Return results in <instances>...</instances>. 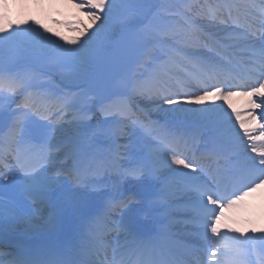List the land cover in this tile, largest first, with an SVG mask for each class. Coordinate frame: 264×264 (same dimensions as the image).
I'll return each mask as SVG.
<instances>
[{"label":"snow or ice","instance_id":"snow-or-ice-1","mask_svg":"<svg viewBox=\"0 0 264 264\" xmlns=\"http://www.w3.org/2000/svg\"><path fill=\"white\" fill-rule=\"evenodd\" d=\"M73 2L77 8L88 11L93 24L112 21L125 9L130 15L115 26L102 23L86 39L78 37L68 42L72 47L61 44L62 38L53 39L58 34H52L51 29L39 26L38 22H33L37 27H24L9 21L0 26V53L6 54L17 36L26 35L33 50L48 45L58 48L61 58L57 66L69 69L71 80L84 82L92 78L88 70L93 65H111L139 53L135 72L121 84L123 91L116 93L115 98L113 95L97 98L95 107L105 117V123L110 118L111 124L92 132L89 139L119 138L129 130L132 134L153 137L156 126L145 122L131 103L133 98L150 99L159 105L166 118L159 125L163 135L154 138L163 150L167 170L176 176H165L164 167L154 161L137 160L122 165L124 153L108 158L98 150L93 153L96 145L94 142L85 145L82 129L91 117H80L70 133L61 123L74 106L76 93L57 95L38 78L0 70V249L5 246V221L13 217L24 219L25 205L30 209L66 203L64 181L71 180L72 188L78 192L90 187L84 178L86 173H106L110 169L123 181L166 185L175 180L182 198H186L188 220L203 248L205 264L209 258L211 264H264V235L242 238L221 231L225 209L234 208L249 193L264 187V123H259L255 115L264 108V0H182L178 9L162 8L168 19L158 24H145L153 16V9L144 0ZM0 3L7 6V0ZM198 19L224 26L230 34L231 47L240 51L230 52L206 36ZM88 31L85 26L81 35ZM113 49L118 51L116 56ZM205 49H211V54ZM234 80L243 83H229ZM191 87H197L198 91H189ZM236 95L247 98V112L232 108L230 98ZM17 97H22V102L13 108ZM209 97L227 102L232 111L223 108V104L203 106ZM217 109H222L223 114ZM193 113L215 134L213 148L200 157L188 154L187 141L174 127ZM232 116H235L232 123L238 122L243 130L239 143L228 137L227 123ZM242 116L256 122V126L248 127V120ZM202 160H214L216 167H206ZM6 189L14 192L7 202L3 198ZM139 203L134 192L113 197L107 205L108 215L116 214L120 220L117 226L134 235V228L130 221L124 220V214ZM72 204L81 206L78 197ZM87 223L86 241L71 256L21 244L7 253L8 264H109V261L132 264L122 256L110 258L102 248L101 222L88 219ZM0 264H4L2 259ZM135 264H200V261L194 249L190 257L175 260L158 261L140 255Z\"/></svg>","mask_w":264,"mask_h":264},{"label":"rangeland","instance_id":"rangeland-1","mask_svg":"<svg viewBox=\"0 0 264 264\" xmlns=\"http://www.w3.org/2000/svg\"><path fill=\"white\" fill-rule=\"evenodd\" d=\"M34 1L36 2L35 5L41 4L40 0L39 2L38 0ZM70 1L73 2V0ZM144 3L146 4V6L151 8H156L161 3V9L159 11H153V18L151 19V21L146 22L145 20V24H158L168 19L167 14L162 11V8L178 9L180 4L182 3V0H144ZM37 11V13L43 15L42 17L44 19V21H41L39 23V26L47 28L51 26V23L55 22L53 20L49 22V19L51 18L48 17V12L46 9H41L40 7ZM37 13L35 12V10L31 9L30 11H27L25 20L20 21L15 16L13 18L11 2L10 0H7L6 7L3 3H0V17L6 16L5 19L0 20V26H6L9 21H15L14 23H11L24 27H37L38 25L33 23L36 22L33 16H36ZM128 15H130V12L125 9L119 13L118 17H114L112 21L102 20V23H111L115 26L116 24H118L120 19H123ZM72 18L75 20L77 19L76 26L74 28H68V21L67 27H61L58 24V27H51V33L58 34V36L54 35L53 39L62 38L60 39V43L64 44L66 47L73 46L68 43L73 39H76L78 37L81 40L86 39L87 36L91 35V33L93 32L91 29H89V31L82 36L81 32L83 31V29L81 28L82 26L79 19L76 17ZM198 25L206 36H208L212 40H215L216 43L219 44L221 47L230 51V48L228 49V47H225L218 39L214 38V36L210 34L208 29L209 27L207 25H203L200 23H198ZM218 28L221 31H225L226 33H228L224 26L218 25ZM48 34L49 33H45V35ZM15 54L16 60L14 59ZM112 54L113 56H116L118 54V51L116 49H113ZM2 55L5 54L0 53V58L2 57ZM138 57L139 53L123 61H115L111 65L104 63L93 65L88 70L92 74V78L88 82L74 81L69 78V69L57 66L61 58V52L58 48H55V46L52 45H48L44 49L33 50L27 43V36L25 35L16 37L15 42L10 46L9 50L7 51V55L4 57V61L0 60V65H7V69H9L11 73L18 74L21 76H31L38 78L44 86L48 84L50 87H52L53 92L57 95L65 92L76 93L77 95L74 100V106L65 113L64 119L61 123L63 125V129L65 128V130H69L68 132L70 133L72 128H75V126L79 124L80 117L84 115L91 117V119L87 120L82 125V129L85 132V145L87 146L88 143H95V141L89 139V132L91 130V126L96 125L97 130H99L102 127H106L111 124L110 118H108V124L105 123V117L103 116L101 117L100 121H96L94 119L93 112L96 109L95 104L98 98L97 94L101 92H103V95L105 93H108V95H113L115 98L116 93L122 92L123 89L121 87V84L127 79L128 76L132 75L135 72V63ZM31 62L35 63L39 67L35 66L34 64H31ZM65 81L68 84H66ZM87 85L88 87H86ZM21 102L22 97L15 98V103L12 104V107L14 108L16 106V103ZM4 103L7 104L9 103V101L5 100ZM131 103L134 109L138 110L139 114L145 120V122H151L154 126H158V123H161L159 122V120L165 118L164 114L158 111L159 115L161 116L156 118L153 122L147 121L148 113H146L145 110L140 105H138L137 98H133ZM195 120L196 117L192 114L187 119L183 120V122H194ZM130 132L131 130H129V133L127 135L121 136L119 138L111 137L110 147L107 148V152L110 153L112 157H114L116 153H124L120 160V164L122 165L135 163L137 160L142 161V159L140 158V153H142L141 150L146 144L145 140H147L150 144L152 143L150 141H153L154 143L157 141L154 136L148 138L142 133L132 134ZM122 139L124 140V142H122ZM150 150L151 146L144 148L143 153L146 154L147 151ZM132 156H136V158L133 159ZM70 181L71 180L64 181V183H70Z\"/></svg>","mask_w":264,"mask_h":264},{"label":"bare ground","instance_id":"bare-ground-1","mask_svg":"<svg viewBox=\"0 0 264 264\" xmlns=\"http://www.w3.org/2000/svg\"><path fill=\"white\" fill-rule=\"evenodd\" d=\"M39 5H35L36 2L34 0H11V5L14 11V16L18 18V20L22 21L25 20L27 11H30L31 9L35 10L37 13L38 9L41 7V9H46L48 12V17L50 21H55L51 23L50 27H47L48 29L54 28V27H67V21H68V28H74L76 26V20L73 19L72 17H76L79 19V21L83 22L81 23V28L84 30V27L87 26L88 29H91L92 31H95L100 25L102 24L101 21H96L95 24L92 23V21L89 19L88 11L87 10H81L76 7V4L71 2L70 0H40ZM38 15V16H37ZM36 16H33V18L38 22V24L43 21V15L37 13ZM67 19V20H66ZM59 21V23H57ZM204 22H200L201 24L204 23L205 25H210V29L213 31L215 28L212 27L213 23H209L205 20H201ZM58 24V25H57ZM223 32H217L215 35H218ZM227 39H230L229 36H227ZM223 41V40H222ZM232 43V41H227ZM14 59L16 60V54L14 55ZM192 92H196L195 90H190ZM212 97H209L207 101L205 102L206 104H223V108H227L229 112L232 111V108H235L238 111L241 112H247V98L244 96H232L230 98V102L232 105V108H228L227 102H222L219 99L212 100ZM141 103L145 108L149 110L151 114H157L159 111V105L155 102H153L150 99H140ZM167 106V105H165ZM174 107V106H173ZM189 108H196L200 107L197 105H188ZM161 112V111H160ZM217 112L222 115V109H217ZM195 114V113H194ZM242 119L248 120L247 116H242ZM235 120V116H232L227 123V129H228V137L234 142V143H239L240 138L243 134V130L239 128L238 122L233 124L232 121ZM249 124L247 125L248 127H255L256 122H253L251 120H248ZM259 123H263L261 121H258ZM196 127V132L200 134L201 136L206 137V135H209L213 133V131L210 130V128L205 124L204 121L198 119ZM65 130V128H64ZM74 128L70 132H72ZM68 132V130H65ZM97 129L95 128L94 132H96ZM91 136V134H90ZM195 136V134H194ZM102 138L100 136H97L95 139ZM107 140H110L109 137H106ZM235 139V140H234ZM244 140H247L246 137H244ZM102 142L97 146V149L99 152L103 153L105 157H107V153L105 152V148L108 147V145L105 143V140L102 139ZM241 151L243 150V145H240ZM255 155V154H254ZM151 160L156 162L157 164H160L162 166H165V171L164 175L165 176H172L175 177V173H171L170 171L167 170V163L165 156H152ZM111 162V161H109ZM173 168L176 166L173 165ZM187 171V170H185ZM86 180L90 178V174L86 173ZM114 175V173L109 169L106 173L105 172H97L95 171L94 177L93 178H98L101 176H110ZM93 180V179H92ZM91 181V179H90ZM94 181V180H93ZM144 181L142 182H133L129 181L123 188H120V192H123L125 189L130 187V185H144ZM158 186H166L161 192V195L165 196L168 198V203L174 204L177 202H185L186 198H182V195L179 191V184L175 180H171L169 183L166 185H162L160 183H157ZM105 188V185L103 184H98L97 182H93L92 185V191L90 194L87 193H82L83 188L80 191H74V189L71 187L63 189L62 191L64 192V196L67 198V202L63 204H56L53 203L51 205H48L50 207L49 213L47 215H44V217H41L40 215L36 216L34 219H31L33 217L30 213L29 215H25L24 219H17L12 220L11 218L5 221L6 227H9L13 231H18L19 233H26L30 235H39V233H43L40 240H48V237L44 235L45 231H48L49 234H56L59 229L58 225L54 226L55 223H62L63 224H70L76 222L81 215H83L86 210L89 208L92 202L95 201L94 196H92L94 193H98V190H103ZM95 189V190H94ZM102 194V192H101ZM79 198L80 201V207H75L73 209V204L72 201L75 199ZM90 200L89 198H92ZM186 203V202H185ZM98 206L96 207L98 210L102 209L104 206V203H99L97 204ZM163 204L161 203H156L152 204V209L153 210H161L163 208ZM51 207L53 210H51ZM39 209V208H38ZM40 210V209H39ZM187 212H189L188 209H174L173 207L168 209V215L171 217H177V216H184L185 219L183 221H180L179 223L177 222V226H185L187 224H191L186 218ZM235 214L230 215L226 212V219L224 223L221 226V231L222 232H227L229 236L232 235H240L242 233L241 237L243 234L246 232H251L255 231V236L259 237L260 235H264V233H261V229H264V187L258 188L256 191L249 193L247 196L243 198V203L240 205V209H235L233 211ZM58 214L59 216H57ZM105 214L106 212L103 211L102 217H101V222H104L105 219ZM48 216V219H47ZM250 217L249 222H244L243 217ZM30 220V223H25V220ZM47 219V220H46ZM133 221L131 222V224ZM256 224H258L256 226ZM65 226V225H64ZM68 227V226H67Z\"/></svg>","mask_w":264,"mask_h":264}]
</instances>
